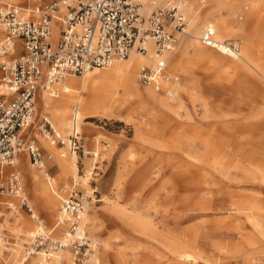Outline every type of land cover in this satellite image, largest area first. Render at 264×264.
I'll list each match as a JSON object with an SVG mask.
<instances>
[{
  "label": "rangeland",
  "instance_id": "obj_1",
  "mask_svg": "<svg viewBox=\"0 0 264 264\" xmlns=\"http://www.w3.org/2000/svg\"><path fill=\"white\" fill-rule=\"evenodd\" d=\"M138 1L141 13L148 16L166 0H155L154 5ZM182 1L189 23L187 33L199 40L191 41L186 34L166 58V73L177 77V84L183 88L181 98L171 101L176 113L160 112L146 100L118 113L101 111L82 120L73 134L61 130L53 121L62 137L70 135L72 147V139H76L78 149L72 151L67 146H52L47 139L40 127L45 117L50 122L53 119L50 113L44 115L37 97L34 123L27 134L43 150L45 168L32 166L27 153L22 154L25 167L18 169L25 191L34 212L50 232L61 200L69 196L66 190L72 188L73 179L93 173L100 201L90 206L84 219L86 235L95 242L90 263L264 264V234L254 229L250 219L255 211L264 232V182L255 170H264V128L250 131L244 127L262 116L264 100L260 102L253 91L242 85V89H237L238 79L246 71L233 70V59L224 60L218 49L204 56L197 48L211 50L200 42L199 34L208 23L226 21L231 31L222 40L238 47L242 56L247 48L253 58L264 62L263 2ZM0 4L1 9L5 4ZM37 4L18 0L13 5L29 8L30 14ZM146 4L151 9L147 13ZM255 7L259 9L257 19H248L247 13ZM2 31L0 24V40L5 35ZM171 59H177L180 65L171 67ZM109 67L96 71L106 72ZM248 75L264 84L258 74ZM137 84L140 90H156L138 80ZM161 89L159 97L170 101L165 83ZM5 99L10 98L0 96V100ZM44 141L54 149H48ZM72 155L78 166L77 177L70 167ZM46 171L55 179L47 181ZM81 180L86 182L81 189L89 192V179ZM46 189L55 199L53 204L48 201ZM60 189H64L62 194ZM0 201L19 204L11 198L1 197ZM38 227L25 209L17 207L8 214L3 226L8 244L0 249V264H21L25 248L32 241L27 234L36 233ZM62 235L60 231L52 234L55 239ZM177 253L193 255L197 261L184 263ZM71 260L70 251L60 255L64 264ZM32 263L37 261L30 259L25 264ZM57 263L55 258L52 264Z\"/></svg>",
  "mask_w": 264,
  "mask_h": 264
},
{
  "label": "built area",
  "instance_id": "obj_2",
  "mask_svg": "<svg viewBox=\"0 0 264 264\" xmlns=\"http://www.w3.org/2000/svg\"><path fill=\"white\" fill-rule=\"evenodd\" d=\"M33 14L37 19H23V8L4 5L0 9V24L4 38L0 40V89L10 99L0 100V198H11L18 205L0 201V249L7 246L3 226L6 216L17 207L25 209L38 223V230L30 245L25 248V261L36 259V264L60 262L63 252L72 254L70 264H86L93 251V242L84 229V216L93 203L99 202V188L93 173L73 179L69 196L62 199L56 224L49 232L43 220L31 207L23 177L16 168L20 155L27 153L38 168L44 164L43 150L28 136L36 112L37 94L48 92L52 97L67 93L64 81L80 77L95 69L109 67L115 61H124L132 53L154 56L152 66H142L138 82L154 86L161 91L166 84L169 97H175L173 86L178 78L166 73L167 55L173 53L187 34L188 19L182 0H166L155 7L150 15L141 13L138 0H38ZM57 20V23H54ZM58 37L54 40V31ZM204 46L240 54L238 47L221 43L215 30L207 26L201 34ZM78 108H73L74 116ZM51 145L66 147L67 139L52 126L47 118L40 127ZM72 151L78 149L73 138ZM70 150V149H69ZM64 157L65 155L62 154ZM48 159H52L49 156ZM5 167L13 168L5 174ZM46 179H51L45 172ZM89 179L90 191L81 189ZM65 191V192H66ZM60 231L61 239L52 234ZM82 232V235H78ZM246 264V263H241Z\"/></svg>",
  "mask_w": 264,
  "mask_h": 264
},
{
  "label": "bare ground",
  "instance_id": "obj_3",
  "mask_svg": "<svg viewBox=\"0 0 264 264\" xmlns=\"http://www.w3.org/2000/svg\"><path fill=\"white\" fill-rule=\"evenodd\" d=\"M17 1L18 0H1L0 3H4L6 5H13ZM33 1L39 4L38 0H33ZM145 1L152 2L151 3L152 5L155 4V0H145ZM260 2L261 3L263 2L262 6H264V0H261L258 3L260 4ZM251 3H256V0H253ZM193 9L194 7H191V10ZM150 10H151L150 7L146 4V9L144 11L147 13ZM246 10L248 11V8ZM27 11H29V8L27 7L23 8V13H22L23 19H37L39 17L38 14H33L34 9L32 10V12H30V14L27 13ZM258 11L259 9L255 7L254 10L247 13V18L256 20L258 17ZM57 22H58L57 20H54V23ZM207 26H212L215 30L216 39L219 42L226 44L227 41L222 40V38L227 36L231 31V27L228 26V23L226 21H221L217 25L208 23ZM187 35H188L187 36L188 39L190 40L192 39L191 41H193L194 39L199 40L198 37L192 36L190 32L189 34L187 33ZM57 37H58V32L55 30L53 41H55ZM197 48H199L200 53L204 56H209L210 54L209 51L215 53V51L212 50L213 48H211V50L207 48H203L201 46H197ZM217 51L220 52V54H222V57H225L224 60L226 61H231V59L234 60L233 62H231L232 64H230L233 67V70L246 71L248 73L250 72L256 73L259 75L260 79L264 81V63L258 59L253 58L249 49L247 48L245 49V51L243 52V56L242 54L237 55L231 51H228L227 46H223V45L222 47H219ZM126 60L127 61H125V63H121L118 61H115L116 63L113 62L109 67L110 69L106 72L96 71L97 69L91 70L84 75L82 80H75V79L67 80L68 79L67 78L66 79L67 81L66 80H65L66 82L64 81V87L68 89V92L61 94L58 97H52L48 92L45 91L39 92L37 94V97L39 95L40 98L39 106L41 107L44 115L45 113L51 114L53 119L51 123L53 127L56 128L55 124H57L60 126L61 130L63 131L68 130L69 134H73L74 130L77 128V126L80 124L82 120L96 116L97 113H100L101 111L102 112L114 111L118 113L121 112L126 107H132L146 100H149L151 104L154 106V108H156L160 112L176 113V106L173 105L171 101L174 102L175 99L179 100L181 98L180 96H181V91H183V88L178 84L174 85L177 88L174 91L176 96L171 97V99H169L170 101L165 100L162 97H159V94H157L159 92L155 89H154L155 91H153V89L151 88L147 90L139 89V86L137 84L138 72L142 66L150 65L153 62V56L151 54L149 56H143L137 53H132L130 57ZM169 64L171 65V67L174 66L177 67L176 65L178 66L180 65L177 62V59H171ZM69 78H75V77H69ZM83 94H87V97H83L82 96ZM5 95H8V93L0 89V96H5ZM70 107H71V115H70ZM74 107L78 108L77 114L75 116H73L72 114ZM53 121L55 122V124ZM66 139L68 141L67 148L71 150L72 141L70 139V135L67 136ZM44 143H45L44 145L48 149H54L53 147L49 146L45 141ZM94 156H98V153H94ZM70 159H71L70 161L71 171L76 176V172L78 169V166L75 161L76 159L73 155L72 157H70ZM23 165L24 163H21V167ZM32 166L37 167L34 164H32ZM43 168H45V164H43L40 169ZM255 170L260 175L261 180L264 182V170L258 167H256ZM51 180L52 179H47V181H51ZM53 192L55 195L56 194L55 190H53ZM46 195L48 196V201L50 202H52V200L55 201L54 197L49 193L48 189H46ZM50 208L52 209V207ZM251 214L252 216L250 217V219H253L251 221L254 225V229L263 235L264 232L261 228V223L258 220L257 217L258 215L256 214L255 211H252ZM86 215L87 214H85L84 219L86 218ZM35 234L36 233L30 231V233H28L27 235L30 238H33ZM82 234L83 233L80 232L78 235L80 236ZM176 255L177 258L180 261L181 260L184 261V263L185 261H191V262L197 261V259L194 258L193 255L178 254V253ZM33 261H37V260L33 259ZM25 263L26 261L24 259L21 264H25ZM86 264H95V263H90V259H89L86 262Z\"/></svg>",
  "mask_w": 264,
  "mask_h": 264
},
{
  "label": "crops",
  "instance_id": "obj_4",
  "mask_svg": "<svg viewBox=\"0 0 264 264\" xmlns=\"http://www.w3.org/2000/svg\"><path fill=\"white\" fill-rule=\"evenodd\" d=\"M3 32V31H2ZM261 61V60H260ZM261 62H263V61H261ZM264 63V62H263ZM247 73L248 72H246L244 75H240V77H239V79H238V83H237V89L239 90V89H242V87H241V85L242 86H244L245 87V90H251V91H253V93H255L254 94V97H256V98H260V102L262 101V100H264V84L263 83H261L259 80L258 81H256V80H254V79H252V78H250L249 77V75H247ZM244 79V80H243ZM259 82V83H258ZM261 85V86H260ZM241 87V88H240ZM41 92V91H40ZM264 110V109H263ZM237 113V112H236ZM261 114H262V116L261 117H259V118H253L252 120H250V121H248L246 124H244L245 126L244 127H246L247 129H249L250 131H254V130H257V129H262V128H264V117H263V115H264V111L262 112L261 111ZM74 115V114H73ZM45 118H47V117H45ZM261 118V119H260ZM51 123V122H50ZM53 126V125H52ZM30 137H31V135H29ZM60 149H63V148H60ZM24 154V153H23ZM28 155V154H27ZM29 157V156H28ZM63 157V156H62ZM65 157V156H64ZM21 163H23V159H22V155H20V157H19V160H18V163H17V166H16V168L18 169L19 167L20 168H22V167H25V164L21 167ZM6 168H10V167H5L4 169H3V171H4V173L5 174H9V173H7L6 172ZM10 169H12V171L14 170L13 168H10ZM11 171V172H12ZM51 179H55L54 177H51ZM23 184H24V182H23ZM25 188V187H24ZM64 192V189H60V193L62 194ZM57 197H59L58 196V194L56 193L55 194ZM60 198V197H59ZM29 200H30V198H29Z\"/></svg>",
  "mask_w": 264,
  "mask_h": 264
}]
</instances>
